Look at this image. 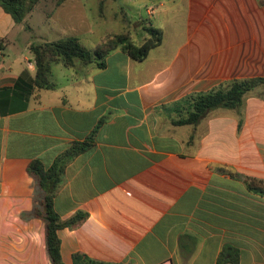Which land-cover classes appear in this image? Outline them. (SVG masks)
<instances>
[{"label":"crops","instance_id":"crops-1","mask_svg":"<svg viewBox=\"0 0 264 264\" xmlns=\"http://www.w3.org/2000/svg\"><path fill=\"white\" fill-rule=\"evenodd\" d=\"M145 9L164 39L144 62L118 49L103 70L53 64L54 87L25 93L36 75L31 43L9 52L18 24L0 7L9 43L0 56V264H52L35 213L44 194L28 165L48 168L91 135L54 198L64 222L87 214L58 231L64 264L75 255L217 264L226 246L239 249V264H264V194L248 187L264 183V86L239 109L211 110L196 126L173 123L189 95L264 78V3L148 0Z\"/></svg>","mask_w":264,"mask_h":264},{"label":"trees","instance_id":"trees-1","mask_svg":"<svg viewBox=\"0 0 264 264\" xmlns=\"http://www.w3.org/2000/svg\"><path fill=\"white\" fill-rule=\"evenodd\" d=\"M42 0H0V7L11 15L17 24L23 23L26 18L36 9ZM264 3V0H262ZM145 39L137 44L126 34L115 35L108 40L101 41L95 50H89L78 37H66L53 42L32 43L30 52L36 66V75L30 90L20 86L26 82L20 79L18 87L25 93L51 89L53 64H63L65 67H73L76 61L83 65H94L98 70L107 67V58L114 51L120 49L136 62H144L150 52L161 46L164 33L161 29L153 26H144ZM8 41L0 38V56L7 49ZM264 86V78L241 79L223 84L208 92L192 94L182 99V111L178 119L173 121L177 126H196L204 119L211 110L218 108L239 109L244 103L246 96L256 88ZM95 134V132H94ZM95 143V136L91 135L84 142H76L58 157L52 166L46 167L41 161L35 160L28 165V172L35 176L38 186L44 194L40 209L35 213L46 223V240L48 253L52 264H64L61 252V240L58 231L66 227H74L87 218L85 213H77L68 221H62L54 208V198L62 187L64 174L68 164L80 154L89 150ZM250 190L264 194V183L251 179L248 182ZM240 251L233 246H226L222 250L217 264H239ZM74 264H112L95 261L80 255L74 256Z\"/></svg>","mask_w":264,"mask_h":264},{"label":"rangeland","instance_id":"rangeland-1","mask_svg":"<svg viewBox=\"0 0 264 264\" xmlns=\"http://www.w3.org/2000/svg\"><path fill=\"white\" fill-rule=\"evenodd\" d=\"M130 1L44 0L41 10L34 11L27 22L18 24L15 47H10L9 52L23 50L28 42L42 43L66 37H78L93 51L101 41L126 33L141 44L146 34L144 26L151 20L145 9L148 0ZM25 53L30 55L28 50Z\"/></svg>","mask_w":264,"mask_h":264},{"label":"built area","instance_id":"built-area-1","mask_svg":"<svg viewBox=\"0 0 264 264\" xmlns=\"http://www.w3.org/2000/svg\"><path fill=\"white\" fill-rule=\"evenodd\" d=\"M153 10H154V8L149 9V14H152L153 13Z\"/></svg>","mask_w":264,"mask_h":264}]
</instances>
